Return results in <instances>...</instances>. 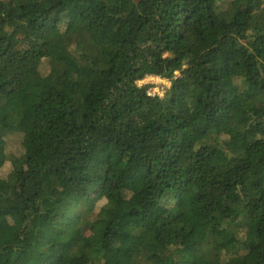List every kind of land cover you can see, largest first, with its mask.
Wrapping results in <instances>:
<instances>
[{
    "label": "trees",
    "instance_id": "trees-1",
    "mask_svg": "<svg viewBox=\"0 0 264 264\" xmlns=\"http://www.w3.org/2000/svg\"><path fill=\"white\" fill-rule=\"evenodd\" d=\"M0 264H264V0H0Z\"/></svg>",
    "mask_w": 264,
    "mask_h": 264
},
{
    "label": "built area",
    "instance_id": "built-area-1",
    "mask_svg": "<svg viewBox=\"0 0 264 264\" xmlns=\"http://www.w3.org/2000/svg\"><path fill=\"white\" fill-rule=\"evenodd\" d=\"M154 78L157 79V80H160V81L169 80V79L161 77V76L149 75V76H146L145 79L140 80V81H141L142 84H150V87L147 89L148 95H151V96L158 95L160 97H163L165 92H166L165 91L166 88L164 86H161V85H159L160 87L153 86L151 81L147 82L148 79H154ZM140 81H139V84H140ZM142 84H140V85H142Z\"/></svg>",
    "mask_w": 264,
    "mask_h": 264
},
{
    "label": "rangeland",
    "instance_id": "rangeland-1",
    "mask_svg": "<svg viewBox=\"0 0 264 264\" xmlns=\"http://www.w3.org/2000/svg\"><path fill=\"white\" fill-rule=\"evenodd\" d=\"M144 79H145V78H144ZM142 80H143V79H142ZM149 81L152 82V85H153V86H158V87H160L159 85H161V86H164L166 89L169 88L170 85H171V81H169V80H167V81H160V80H157V79L154 78V79H148L147 82H149ZM140 84H142L141 81H140ZM166 89H165V91H166Z\"/></svg>",
    "mask_w": 264,
    "mask_h": 264
}]
</instances>
